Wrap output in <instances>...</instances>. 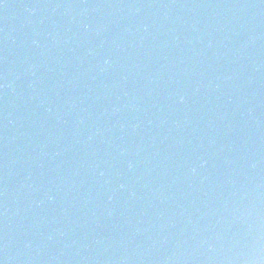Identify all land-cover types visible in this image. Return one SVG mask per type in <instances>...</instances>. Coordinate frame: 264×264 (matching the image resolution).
I'll list each match as a JSON object with an SVG mask.
<instances>
[{"label":"water","instance_id":"1","mask_svg":"<svg viewBox=\"0 0 264 264\" xmlns=\"http://www.w3.org/2000/svg\"><path fill=\"white\" fill-rule=\"evenodd\" d=\"M0 264H264V0H0Z\"/></svg>","mask_w":264,"mask_h":264}]
</instances>
